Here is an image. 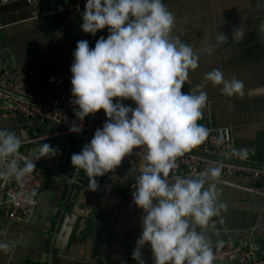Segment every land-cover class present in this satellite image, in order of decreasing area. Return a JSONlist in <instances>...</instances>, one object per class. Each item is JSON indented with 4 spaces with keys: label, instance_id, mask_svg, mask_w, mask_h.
<instances>
[{
    "label": "crops",
    "instance_id": "crops-1",
    "mask_svg": "<svg viewBox=\"0 0 264 264\" xmlns=\"http://www.w3.org/2000/svg\"><path fill=\"white\" fill-rule=\"evenodd\" d=\"M67 0H0V59L5 67L26 65L42 76L71 74L76 42L87 40L76 13L60 11ZM173 13V35L200 50L213 45L211 54L200 51L198 68L188 73L182 92L197 85L207 93L199 123L228 128L235 146L248 149L244 157L253 166H264V0H163ZM244 35L234 40L233 30ZM217 32L227 43H217ZM217 68L225 78L245 84L242 96L228 98L219 86L204 81V73ZM0 127L10 129L21 141L54 133L58 127L24 117L5 116L0 108ZM59 154L37 163L45 169L44 186L34 214L24 223L8 221L0 208V237L10 245L0 252V264H127L135 261L132 250L140 235L142 210L123 199L125 188L135 190V175L142 158L123 162L113 172L97 177L98 190L71 184L70 157L79 152V141L69 136L22 145L19 151L32 155L44 143ZM82 182L88 177L82 170ZM16 180L1 182L5 186ZM75 192L69 198L70 188ZM219 214L212 218L206 235L213 249L232 241L246 243L258 257L264 256V183L235 176H220L215 183ZM141 258L152 261L149 246ZM136 262H139L138 260ZM214 264H237L222 261Z\"/></svg>",
    "mask_w": 264,
    "mask_h": 264
},
{
    "label": "clouds",
    "instance_id": "clouds-1",
    "mask_svg": "<svg viewBox=\"0 0 264 264\" xmlns=\"http://www.w3.org/2000/svg\"><path fill=\"white\" fill-rule=\"evenodd\" d=\"M174 25L175 17L163 0H85L82 32L108 34L91 48L87 40L76 42L70 65L75 120L68 131L80 134L86 117L101 110L106 121L70 160L88 177L87 190L95 192L97 177L113 173L138 151L143 163L132 183V202L142 216L132 258L144 264L141 249L147 245L153 264H213V244L205 230L219 214L215 183L222 165L218 162L191 176L173 171L176 159L208 136L199 123L207 93L202 85L188 92L182 88L188 73L198 68L200 51L211 54L213 45L194 50L173 35ZM242 27L233 30L234 40L244 35ZM216 42L227 43V37L217 32ZM203 79L228 98L244 95V82L225 78L217 68ZM129 100L134 106L124 103ZM20 147L16 132L0 127V182L19 181L39 160L59 154L46 142L32 155H20ZM248 151L233 150V155L244 158ZM9 248L0 239V252Z\"/></svg>",
    "mask_w": 264,
    "mask_h": 264
},
{
    "label": "built area",
    "instance_id": "built-area-1",
    "mask_svg": "<svg viewBox=\"0 0 264 264\" xmlns=\"http://www.w3.org/2000/svg\"><path fill=\"white\" fill-rule=\"evenodd\" d=\"M84 5L85 0H67L64 5L59 7V10L76 13L81 19ZM107 34V30H104L98 32L96 36L90 35V37L95 45L100 36L106 37ZM70 78L71 74L68 73L42 76L26 65L7 68L0 59V108L4 115L13 118L21 116L35 122L49 121L58 127L54 133L21 141V146L69 136L80 141V151L90 141L95 130L102 127L106 116L101 110L95 115L86 117L80 134L69 133L68 127L75 120L74 106L71 103ZM124 103L132 105L130 100L124 101ZM206 128L208 136L205 141L176 159L173 171L177 175H195L201 170L216 167L219 162L222 165L221 176H235L251 182L264 183V167L253 166L245 158L233 155V150H237V148L230 129ZM19 154L25 155L20 151ZM140 157L141 154L136 151L125 158L123 162L128 163L132 159ZM80 172V170L74 169L68 180L75 186L87 189V185L82 182ZM44 173V167L36 163L34 170L21 180H16L9 186L0 182V208L8 221L24 223L34 214L37 198L45 182ZM131 190V187L125 188L122 200L132 203V194H129ZM213 251V264L222 261L237 264H264V256H256L246 243L236 245L232 241H228ZM127 264H139V262L130 261ZM144 264H153V261Z\"/></svg>",
    "mask_w": 264,
    "mask_h": 264
},
{
    "label": "water",
    "instance_id": "water-1",
    "mask_svg": "<svg viewBox=\"0 0 264 264\" xmlns=\"http://www.w3.org/2000/svg\"><path fill=\"white\" fill-rule=\"evenodd\" d=\"M44 123H50L49 121H45ZM79 143H80V141H79ZM256 167H264V166H256ZM171 175V174H170ZM255 183V185L257 186V187H259V185H262L263 183L262 182H254ZM75 186H71V188H70V194H69V198H71L72 196V192H75L76 191V189L74 188Z\"/></svg>",
    "mask_w": 264,
    "mask_h": 264
}]
</instances>
